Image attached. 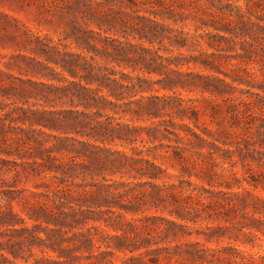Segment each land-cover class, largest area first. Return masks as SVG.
Masks as SVG:
<instances>
[{"label": "clouds", "instance_id": "obj_1", "mask_svg": "<svg viewBox=\"0 0 264 264\" xmlns=\"http://www.w3.org/2000/svg\"><path fill=\"white\" fill-rule=\"evenodd\" d=\"M0 264H264V0H0Z\"/></svg>", "mask_w": 264, "mask_h": 264}]
</instances>
